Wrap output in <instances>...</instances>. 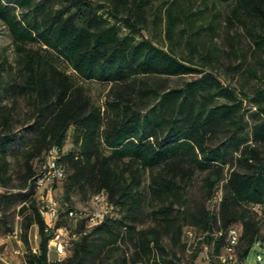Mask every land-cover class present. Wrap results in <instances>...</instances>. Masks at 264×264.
Returning a JSON list of instances; mask_svg holds the SVG:
<instances>
[{
    "label": "trees",
    "instance_id": "1",
    "mask_svg": "<svg viewBox=\"0 0 264 264\" xmlns=\"http://www.w3.org/2000/svg\"><path fill=\"white\" fill-rule=\"evenodd\" d=\"M4 1L0 0V19L12 36L18 66L14 69L7 55L0 53V187L18 190L16 194L0 191V227L3 233L11 231L13 213L21 215L26 264H48L51 233L45 230L33 178L51 147L62 153L69 172L54 225L77 233L60 264H177L172 247L182 244L185 222L205 233L204 241L213 245L221 264H227L218 250L227 229L238 228L235 261L246 264L250 250L264 238L260 235L264 218L253 209V205L264 209L260 151L264 114L251 113V142L234 155L223 148L241 126L231 117L232 104L208 106L200 100L209 88L237 99L234 90L222 86L209 72L180 86H168L170 77L192 72V62L135 34L147 28L151 8L154 24L162 13L165 16V34L170 37L186 13L178 10V0H104L113 22L98 12L104 4L91 0H65L61 7L48 9L32 21L25 15L19 18ZM232 1V14L244 13L255 22L254 30H261L264 0ZM116 22L126 31L119 32ZM33 41L40 45H27ZM51 51L82 78L110 83L103 106L71 81ZM18 96L30 108L22 118L15 112ZM228 121L235 124L230 134L212 140ZM28 122L34 135L20 168L13 171L7 150L17 139V124ZM70 127L75 147L63 152ZM196 170L203 172L199 200L175 211L176 203L186 204V185ZM146 174L148 182L143 187ZM218 189L217 208L212 211L207 204ZM73 190L104 192L117 213L93 225L85 217L69 216V211L80 210L67 203ZM146 202L156 207L151 210L152 222L145 225L141 221ZM32 225L39 237L36 252L28 245ZM193 257L178 264H193Z\"/></svg>",
    "mask_w": 264,
    "mask_h": 264
},
{
    "label": "rangeland",
    "instance_id": "2",
    "mask_svg": "<svg viewBox=\"0 0 264 264\" xmlns=\"http://www.w3.org/2000/svg\"><path fill=\"white\" fill-rule=\"evenodd\" d=\"M91 1L94 4H104L105 7L98 12L102 13L103 17L109 21H114L104 0ZM4 2L8 5L9 10L13 11L19 18L25 15L32 21L34 16L39 17L48 9L61 7L65 0H5ZM177 4L178 10L183 9L186 13L181 14V20L177 23L170 37L165 34V16L162 13V18L154 24L150 13L151 8L148 11L147 28L135 34V37L149 38L157 46L170 51L178 58L188 59L192 62L191 66L194 68L192 72L182 76L170 77L167 81L168 86H180L185 81L197 78L204 72H209L222 86L234 90L237 99H231L218 93V89L209 88L204 91L205 99L200 97V100L205 101L208 106L220 103L232 104L234 111L231 117L241 126L231 138L225 141L223 148L228 153L237 155V148L246 142H251L250 130L254 118L251 113L264 114V111L261 110V108H264V92L259 94L260 90H264V23H262L261 30H258V28L254 30L255 22L244 13L241 12L239 15L234 16L231 12L234 5L232 0H178ZM116 24L119 26V32L126 31L119 22H116ZM14 45L7 26L0 19V53L7 55L9 62L15 69L18 65ZM27 45L37 47L40 43L33 41L28 42ZM51 54L57 66L69 74L71 81L85 88L92 102L100 106L104 105L110 85L108 81L84 79L71 68L67 61L53 51H51ZM15 101V112L18 113V117L22 118L30 110L29 104L22 96H18ZM233 126L235 127V124L228 121L227 125L222 126L216 134V138L212 140L224 139L230 134V129ZM16 134L17 139L7 150V158L10 160L13 171L20 168L23 152L31 144L34 135L31 122L24 125L17 124ZM74 138V128L70 127L62 146L63 152L75 147ZM260 151L262 158H264V144H261ZM68 173V170H66V175L62 179L51 183L50 195H47L44 189H36L39 207H45L46 204L51 202H55L57 205L58 200L64 199ZM202 176L203 172L199 170L194 172L186 185V204L176 203L175 211L184 209L199 200ZM147 182L146 174L142 182L143 187L146 186ZM2 190L16 194L18 189H2L0 187V191ZM217 193L220 196L221 189H218ZM91 194V190H86L84 193L73 190L69 193V202L67 203L75 208H88ZM216 194L207 204V207L212 211L217 208L218 197ZM155 207L154 202L144 204L141 224L146 225L152 222L151 210ZM116 213V211L115 213L112 211V214ZM20 221L21 215L14 212L11 222L12 230L3 233L2 226L0 227V264H26L25 255L28 250L20 238ZM32 226L27 232L28 245L32 252H36L39 237L38 235L35 239L32 237ZM183 230L182 244L172 247L176 252L174 261L177 264L180 261L190 259L193 254H195L193 264H221L215 256L213 245L211 246L204 241L205 233L202 230L187 222L184 223ZM260 235H264V226L261 227ZM165 242H168L167 239H165ZM218 250L220 255H225L221 248ZM260 252H264V238L261 239V244L260 242L256 243L250 250L246 264H254L256 253ZM47 258L56 259V253L50 250Z\"/></svg>",
    "mask_w": 264,
    "mask_h": 264
},
{
    "label": "built area",
    "instance_id": "3",
    "mask_svg": "<svg viewBox=\"0 0 264 264\" xmlns=\"http://www.w3.org/2000/svg\"><path fill=\"white\" fill-rule=\"evenodd\" d=\"M61 154L62 153L56 147H51L46 150L43 160L38 165L37 172L34 175L33 183L36 189L46 190L47 195L51 194V183L55 180L62 179L66 175L65 165L61 161ZM89 202L90 205L88 208L78 211L71 210L69 211V216L76 217L77 215L79 217H85L86 223L89 225L99 223L106 216H112L110 212V203L104 192L91 194ZM253 209L259 216L264 218V209L259 205H253ZM40 213L46 224L45 230L51 233V237L47 244L48 251L53 250L56 253V259L51 260L47 258L48 264H56L57 262L59 264L60 261L68 255V248L71 245V241L76 238L77 233L64 225L55 227L54 224L57 216V205L55 202L46 204L45 207L41 206ZM74 225L75 224H72L73 227ZM188 233L190 232L188 231ZM239 235L240 233L235 232V228H231V225L228 227L225 243L222 247L225 255H219V258L223 262L227 264H236L234 246L238 241ZM254 264H264V252L256 253Z\"/></svg>",
    "mask_w": 264,
    "mask_h": 264
},
{
    "label": "crops",
    "instance_id": "4",
    "mask_svg": "<svg viewBox=\"0 0 264 264\" xmlns=\"http://www.w3.org/2000/svg\"><path fill=\"white\" fill-rule=\"evenodd\" d=\"M32 231H31V233H32V237L35 239L36 237H37V228H36V226H32ZM19 231H20V228H19ZM19 241V240H18ZM16 251H18V250H16ZM47 254H49V251H48V253ZM25 264V263H24Z\"/></svg>",
    "mask_w": 264,
    "mask_h": 264
},
{
    "label": "bare ground",
    "instance_id": "5",
    "mask_svg": "<svg viewBox=\"0 0 264 264\" xmlns=\"http://www.w3.org/2000/svg\"><path fill=\"white\" fill-rule=\"evenodd\" d=\"M65 172H66V168H65ZM110 212H111V214H112V206H111V205H110ZM232 228H235V232H238V233H239L238 228H236V227H232Z\"/></svg>",
    "mask_w": 264,
    "mask_h": 264
}]
</instances>
